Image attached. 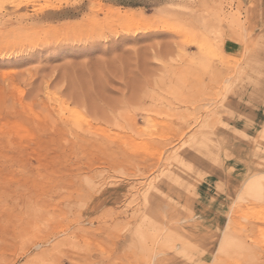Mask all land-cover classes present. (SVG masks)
<instances>
[{"label": "rangeland", "instance_id": "rangeland-1", "mask_svg": "<svg viewBox=\"0 0 264 264\" xmlns=\"http://www.w3.org/2000/svg\"><path fill=\"white\" fill-rule=\"evenodd\" d=\"M0 264H264V0H0Z\"/></svg>", "mask_w": 264, "mask_h": 264}, {"label": "bare ground", "instance_id": "bare-ground-1", "mask_svg": "<svg viewBox=\"0 0 264 264\" xmlns=\"http://www.w3.org/2000/svg\"><path fill=\"white\" fill-rule=\"evenodd\" d=\"M109 10L115 12L120 18L126 20V19H130L133 15L132 14H125V13H122L120 10H114V9H111V8H108Z\"/></svg>", "mask_w": 264, "mask_h": 264}]
</instances>
